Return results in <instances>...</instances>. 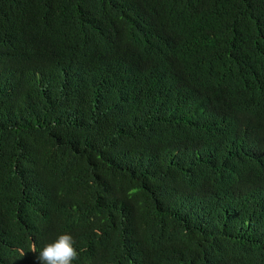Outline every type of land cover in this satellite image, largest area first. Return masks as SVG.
<instances>
[{"label": "trees", "instance_id": "16d2710c", "mask_svg": "<svg viewBox=\"0 0 264 264\" xmlns=\"http://www.w3.org/2000/svg\"><path fill=\"white\" fill-rule=\"evenodd\" d=\"M63 233L264 264V0H0V264Z\"/></svg>", "mask_w": 264, "mask_h": 264}, {"label": "clouds", "instance_id": "9594fccd", "mask_svg": "<svg viewBox=\"0 0 264 264\" xmlns=\"http://www.w3.org/2000/svg\"><path fill=\"white\" fill-rule=\"evenodd\" d=\"M76 243L70 233L60 234L54 241L46 244L36 257L39 264H73L78 259L79 253L74 246ZM33 252L36 248L33 246ZM24 253H21L23 255Z\"/></svg>", "mask_w": 264, "mask_h": 264}]
</instances>
